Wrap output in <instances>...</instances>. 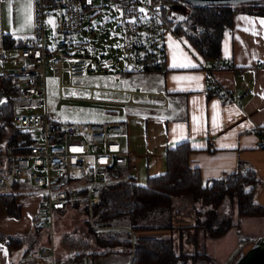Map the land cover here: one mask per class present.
Instances as JSON below:
<instances>
[{"label":"crops","instance_id":"1","mask_svg":"<svg viewBox=\"0 0 264 264\" xmlns=\"http://www.w3.org/2000/svg\"><path fill=\"white\" fill-rule=\"evenodd\" d=\"M7 1L9 0H4L6 3ZM32 3V0H28L30 7H27L26 23L23 26L6 25L0 12V51L4 49L3 35L9 34L23 41L32 34ZM261 20L264 17L243 12L234 14L232 29L225 31L221 40L220 60L233 64L239 72L214 70L211 74L215 85L222 90L232 91L234 96H240L238 100L210 93L209 70L213 68L215 61H207L197 55L184 37L175 32L164 33L162 41L165 62L162 71L124 69L117 74H106L93 79L87 84L89 75L86 80H73V86L62 91H92V96L84 99L107 106L95 111L97 114L94 117L98 122L117 121L122 124L124 133L119 137L122 148L133 151L138 156L136 170H126L137 184L145 185L148 177L164 173L167 167V150L183 141L190 143V163L199 170L205 182L232 173L240 162L253 167L257 176L264 181V147L260 145L256 132V128L264 127V26L259 23ZM14 48L17 47L8 49ZM189 61L195 67H172L174 62L184 65ZM64 68L63 75L68 77L67 64ZM79 81L86 84L77 83ZM243 81L249 83L248 92L244 95ZM94 91L103 93L96 96ZM164 103L167 104L165 109L154 107ZM3 170L0 165V172ZM27 186L33 189V186ZM30 198L32 197L26 195L17 198L16 203L21 206L19 218L10 216L0 203V232L7 235L32 232L37 207H31ZM181 200L178 201V207L183 204L188 208L185 211L179 208L183 214L173 220L175 228L171 235L174 236L176 252L182 249L180 245L184 240L187 241V252L199 251L197 242L194 248L193 241L201 240L204 251L216 261L209 246L223 239L227 233L216 239L205 237L202 232L193 228L195 221L188 213L191 203ZM255 201L264 205V184L256 191ZM233 212L236 216L234 223L239 222L242 233H246L242 224L244 220L257 223L261 232L254 234L259 235L256 240L248 238L244 246L234 252L235 256L222 264H234L241 251L264 237V216L243 217L238 220L235 209ZM138 234L150 237L168 235L163 230L141 231ZM46 238L48 244L49 236ZM242 239L241 237L240 240ZM24 251L25 248L9 252L7 246L0 243V264H52L50 258L42 257L39 252L24 254ZM54 258L55 263L59 264L57 253ZM87 260L85 264L88 263Z\"/></svg>","mask_w":264,"mask_h":264},{"label":"built area","instance_id":"2","mask_svg":"<svg viewBox=\"0 0 264 264\" xmlns=\"http://www.w3.org/2000/svg\"><path fill=\"white\" fill-rule=\"evenodd\" d=\"M97 0H33L34 31L24 38L21 46L0 51V74L9 79L10 97L22 101L38 98L43 110L33 114L15 115L13 124L25 130L31 142L25 152L0 149V192L10 193L14 181L25 187L31 185L44 191L35 221L50 233L49 242L39 251L42 257L55 262L54 230L58 214L73 203L85 201L90 222L93 208L101 198V187L114 181L119 169L135 171L138 156L124 150L120 135L124 128L120 122L105 123L65 121L53 117L46 108V72L50 68L59 80V89L73 86V80L88 79L94 69L82 56L70 53L75 44L72 38L84 31L85 13L91 11ZM103 1V0H102ZM1 2V0H0ZM123 19L128 53L126 70H141L158 64L163 66V36L174 32L170 21L177 16L176 9L164 0H113ZM143 9V11H141ZM51 20L55 36L49 39L46 22ZM70 41H68V40ZM67 64L68 77H64ZM263 65V64H262ZM214 70L239 71L231 63L215 61L209 70L208 81ZM248 81L242 82L243 95L248 92ZM2 86H0V89ZM221 98L238 100L232 91L215 85ZM214 92V93H215ZM61 99L70 100L64 94ZM154 107L165 109L167 104ZM39 133L32 139L31 131ZM260 145L264 147V127L256 128ZM61 184L60 188H54ZM94 225V224H93ZM264 245V237L257 240Z\"/></svg>","mask_w":264,"mask_h":264},{"label":"trees","instance_id":"3","mask_svg":"<svg viewBox=\"0 0 264 264\" xmlns=\"http://www.w3.org/2000/svg\"><path fill=\"white\" fill-rule=\"evenodd\" d=\"M189 6L192 10L188 20H193L195 24L188 29L178 28L174 32L177 35L183 34L189 47L207 61L221 59V40L225 31L232 29L233 16L236 12L264 17V0H251L241 4ZM2 44L5 49L18 48L22 40L5 34L2 37ZM162 61L164 66V57ZM162 70L163 67L158 64L142 69L143 72ZM209 82L210 93H214L215 82L213 80ZM0 84L2 85L0 94L5 96L3 99L0 98V149L14 148L12 149L14 152H25L27 148L24 146L31 142V138L29 133L16 128L13 124L16 114L10 94L16 90L10 89L9 79L1 74ZM216 92L214 94H217ZM191 152L192 147L188 141L169 148L166 152V171L148 177L145 185L137 184L132 176L103 185L100 201L93 208L94 225L89 228L88 234H80L77 238L67 235L64 238L66 245L77 251L76 259L84 260L87 256H103L111 252H130V264H218L205 251L189 253L182 248L176 252L174 238L171 235L175 228L173 220L183 213L179 208L174 209V200L190 196L192 203L188 213L194 218L193 228L201 230L207 238L216 239L224 236L233 226L239 225V222L234 223V209L238 220L243 217L264 216V205L255 201L256 191L263 186L264 181L257 176L253 167L240 162L232 173L205 182L199 170L190 163ZM22 187H24L22 183L14 181L10 193L0 192V203L12 217L21 216V206L16 202ZM78 207L88 212L86 202L77 201L66 211L60 212L58 217L67 211L69 214ZM166 211L168 213L166 220L150 224L140 223L150 216L161 218ZM93 226L126 227L138 232L163 230L168 235L135 236L132 239L129 236L122 239L120 236L108 235L101 238ZM41 231L44 229L34 219L32 232L17 235L0 232V243H4L9 252L22 248H25L24 254L39 252L47 245V238L43 239ZM256 243L252 242L251 247Z\"/></svg>","mask_w":264,"mask_h":264},{"label":"rangeland","instance_id":"4","mask_svg":"<svg viewBox=\"0 0 264 264\" xmlns=\"http://www.w3.org/2000/svg\"><path fill=\"white\" fill-rule=\"evenodd\" d=\"M3 2L2 0L0 2V12L3 14V20L5 24L11 26L15 24L18 26H23L26 23L28 0H9L7 3ZM166 3L172 8L176 9L178 12L176 19L170 21L174 31L178 28L188 29L195 24L193 20H188L192 10V8L189 6L190 4L181 0H176L173 2L166 1ZM94 6L98 7H93L91 11L85 13V29L82 33L72 38L75 44L70 47L71 54L86 58L91 66L94 67L90 73V78L86 82L87 84L93 79L99 78L103 75L113 73L117 74L118 72H122L124 69L129 68L127 61L128 53L126 51L124 24L123 19H121L119 9L116 7L113 0H97ZM32 9V31H34V8L32 7ZM46 26L47 34L49 35V39H51L52 36H55V31L54 27L51 25L50 19H48L46 22ZM181 36L184 37L183 34ZM46 83V108L50 115H53L54 117H61L65 121L72 123H97L98 120L94 117L97 114L95 111L98 112L99 107H107L105 105L95 104L90 100L84 99L92 96V91L65 90L61 93L59 90V80L56 78L51 69L47 70ZM77 83L86 84L81 83L80 81ZM0 86L2 85L0 84ZM100 93L103 92L94 91L96 96ZM62 94L71 97L72 99L63 100L61 99ZM12 100L14 102V113L17 115L33 114L43 110V106L39 104V101L41 100L38 98L25 101L19 99ZM31 137L32 139H39L38 131H31ZM118 171L120 172V176L115 178L114 182L118 180H125L128 176V172H126L124 168H121ZM30 191L33 192L31 193ZM20 192L22 193V196L26 195V197H32L29 199L30 205L31 207H37V211L35 213L38 214L44 191L35 187L31 189L30 186H27L26 188L21 189ZM190 198V196L186 195L180 199H182L181 201L192 203ZM178 201L179 200H174V209L180 208L182 211H185L188 206L182 204V206L178 207ZM68 212L69 211H67L66 214L58 217L53 234L59 264H85V260H87L89 257L90 258L87 260V264H127L131 261L130 252H111L103 256H87L84 257V260L83 258L79 260L76 259L77 251L70 249L69 246L66 245L64 238H66L65 236L67 235L74 238L79 237L80 234L86 235L88 234L87 231L93 224L90 222L89 212L84 211L82 207L74 209L69 214ZM167 217L168 213L166 211L161 218L150 216L149 219L141 220L140 223L150 224L151 222H160L162 220H166ZM242 224L246 230V233L241 232V226H234L229 232H227L223 239L213 242V244L209 246L212 254H214L213 256H215L214 258L218 263L222 264L229 258L232 259L235 256L234 252L236 250L239 251L241 246H244L248 238L256 240L257 236H259L254 235L260 234L259 232H261L257 223H254L251 220L245 222L244 220ZM94 228L100 233L101 238H106L108 235H116L120 236L122 239L128 236L132 239L135 236H138V233H140L138 231H132L126 227L100 228L97 226ZM199 231L200 233L202 232L201 230ZM41 234L43 239H45L47 236L50 237V233L47 230L41 231ZM177 237H179V235H177ZM241 237L243 238L242 241L240 240ZM196 242L198 244V250L204 251V244L201 240L193 241L194 248ZM184 243L182 241V245L180 246L184 250H187V241L184 240ZM250 247L251 245H249L248 248ZM248 248H245L244 251ZM217 251L218 253H216Z\"/></svg>","mask_w":264,"mask_h":264},{"label":"water","instance_id":"5","mask_svg":"<svg viewBox=\"0 0 264 264\" xmlns=\"http://www.w3.org/2000/svg\"><path fill=\"white\" fill-rule=\"evenodd\" d=\"M190 5L204 6L209 4H222V3H244L251 0H181ZM5 96L1 93L0 98ZM115 176L118 177V173H115ZM61 184H57L54 188H60ZM234 264H264V245L256 243L251 248L247 249L244 252H241L239 257L236 259Z\"/></svg>","mask_w":264,"mask_h":264},{"label":"snow or ice","instance_id":"6","mask_svg":"<svg viewBox=\"0 0 264 264\" xmlns=\"http://www.w3.org/2000/svg\"><path fill=\"white\" fill-rule=\"evenodd\" d=\"M28 7H30V5H28ZM141 11H143V9H141ZM259 23L261 24V26H264V20L259 21ZM178 66H191V67H195L194 64H191V62H187V64L184 65H177L175 62L173 63L172 67H178ZM177 79H190V78H177Z\"/></svg>","mask_w":264,"mask_h":264}]
</instances>
